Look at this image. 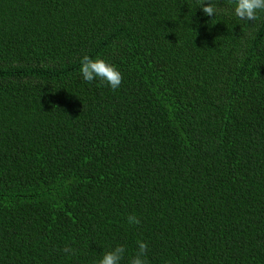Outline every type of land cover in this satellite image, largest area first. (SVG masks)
<instances>
[{
	"label": "trees",
	"instance_id": "obj_1",
	"mask_svg": "<svg viewBox=\"0 0 264 264\" xmlns=\"http://www.w3.org/2000/svg\"><path fill=\"white\" fill-rule=\"evenodd\" d=\"M214 3L0 0V264H264V13Z\"/></svg>",
	"mask_w": 264,
	"mask_h": 264
},
{
	"label": "clouds",
	"instance_id": "obj_2",
	"mask_svg": "<svg viewBox=\"0 0 264 264\" xmlns=\"http://www.w3.org/2000/svg\"><path fill=\"white\" fill-rule=\"evenodd\" d=\"M199 7L207 16L213 17L218 7L214 0H198ZM234 14L240 20L255 22L260 19V13H264V0H234ZM80 73L87 82L99 79L107 84L111 89H118L123 80L122 73L116 65L107 60L96 57L92 58L85 54L81 58ZM129 224H139L140 220L136 216L128 217ZM66 252H74L70 247H66ZM126 248L124 245H116L114 248L104 252L103 256L96 264H121ZM148 245L144 241H137V250L132 256L129 264H147Z\"/></svg>",
	"mask_w": 264,
	"mask_h": 264
}]
</instances>
